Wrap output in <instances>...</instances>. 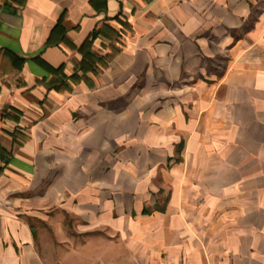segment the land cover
Wrapping results in <instances>:
<instances>
[{
	"label": "crops",
	"instance_id": "crops-1",
	"mask_svg": "<svg viewBox=\"0 0 264 264\" xmlns=\"http://www.w3.org/2000/svg\"><path fill=\"white\" fill-rule=\"evenodd\" d=\"M9 2L0 264H264V0Z\"/></svg>",
	"mask_w": 264,
	"mask_h": 264
},
{
	"label": "trees",
	"instance_id": "trees-1",
	"mask_svg": "<svg viewBox=\"0 0 264 264\" xmlns=\"http://www.w3.org/2000/svg\"><path fill=\"white\" fill-rule=\"evenodd\" d=\"M27 0H11V2H9L7 5L9 8H12L13 6H19V7H23L26 4ZM61 25L59 24V26L56 28V30L60 27ZM98 37L97 33L94 34L93 38L96 39ZM49 45H53V42L50 41ZM92 48V43L88 42L86 44H84L83 46L80 47V51L83 53L84 55V61L82 63V67H81V71L86 73L88 71H93L96 72L95 70L97 69L98 64H102L103 65V61L100 57H98V55H96L95 53L92 52L91 50ZM58 73L61 72L57 71ZM77 76H73V79H76Z\"/></svg>",
	"mask_w": 264,
	"mask_h": 264
}]
</instances>
